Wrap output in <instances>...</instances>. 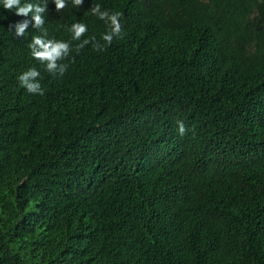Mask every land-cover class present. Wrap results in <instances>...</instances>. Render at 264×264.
<instances>
[{
	"label": "trees",
	"instance_id": "16d2710c",
	"mask_svg": "<svg viewBox=\"0 0 264 264\" xmlns=\"http://www.w3.org/2000/svg\"><path fill=\"white\" fill-rule=\"evenodd\" d=\"M21 2L72 51L51 75L0 3V264H264V0ZM96 4L121 36L77 52Z\"/></svg>",
	"mask_w": 264,
	"mask_h": 264
},
{
	"label": "clouds",
	"instance_id": "9594fccd",
	"mask_svg": "<svg viewBox=\"0 0 264 264\" xmlns=\"http://www.w3.org/2000/svg\"><path fill=\"white\" fill-rule=\"evenodd\" d=\"M55 4L57 12L62 11L67 7V0H52ZM2 7L7 11H13L16 15L22 17L31 16V21L24 20L18 22L11 26L14 29L16 37H23L26 30L29 28L31 23L32 27L37 30H41L43 35H34L31 38V42L28 44L31 56L39 61L45 66V70L53 76H63L67 71L68 65L62 63L70 52L72 51L70 42H65L63 40L48 39L47 30L44 29V15L47 11V2H25L22 3L21 0H0ZM74 7H79L83 4V0H71ZM92 15L96 16L99 20L105 22L108 26V31L101 36L100 41L96 38L90 37L84 39L82 43L77 44L76 51L79 52L84 46L91 43L92 48L96 51H105L106 46L112 44L113 39L120 37L122 33V25L120 23L121 13L119 12H109L108 10H102L99 4L91 6L88 11ZM71 33L72 39L80 41L81 38L87 33V25L82 22H75L71 24L68 28ZM40 77V72L36 68H30L27 71L19 75L18 80L20 85L27 90V92L32 94L44 95V89L41 87L38 78ZM178 132L180 135L185 134L186 128L183 121H178Z\"/></svg>",
	"mask_w": 264,
	"mask_h": 264
}]
</instances>
